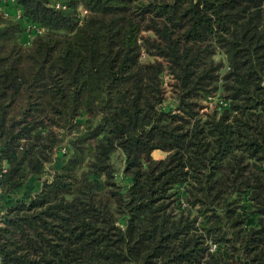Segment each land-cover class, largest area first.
I'll use <instances>...</instances> for the list:
<instances>
[{
  "label": "trees",
  "instance_id": "1",
  "mask_svg": "<svg viewBox=\"0 0 264 264\" xmlns=\"http://www.w3.org/2000/svg\"><path fill=\"white\" fill-rule=\"evenodd\" d=\"M263 163L264 0H0V264H264Z\"/></svg>",
  "mask_w": 264,
  "mask_h": 264
},
{
  "label": "rangeland",
  "instance_id": "2",
  "mask_svg": "<svg viewBox=\"0 0 264 264\" xmlns=\"http://www.w3.org/2000/svg\"><path fill=\"white\" fill-rule=\"evenodd\" d=\"M56 1H60V0H56ZM14 11H15V9H13V8L12 9L10 7L7 8V13L14 14ZM29 38H30L29 36L23 35L21 40L27 41ZM221 57L222 56L220 54L216 56L217 59L221 58ZM153 156L154 157H160L161 153L154 151ZM113 157H114V163H115L116 170L118 171L117 173L120 174L121 169H122V156H121V154L116 153ZM62 162H63V157H60V156L57 157V159L53 162L52 166L49 167V168H51L50 170H54L55 168H59L60 165L62 164Z\"/></svg>",
  "mask_w": 264,
  "mask_h": 264
},
{
  "label": "built area",
  "instance_id": "3",
  "mask_svg": "<svg viewBox=\"0 0 264 264\" xmlns=\"http://www.w3.org/2000/svg\"><path fill=\"white\" fill-rule=\"evenodd\" d=\"M52 1L56 7H59L63 2V0H60V1L52 0ZM19 15H20V11L16 10L15 16L19 17ZM262 165L264 166V163ZM2 171H4V169H2ZM212 248H214V246H212Z\"/></svg>",
  "mask_w": 264,
  "mask_h": 264
},
{
  "label": "crops",
  "instance_id": "4",
  "mask_svg": "<svg viewBox=\"0 0 264 264\" xmlns=\"http://www.w3.org/2000/svg\"><path fill=\"white\" fill-rule=\"evenodd\" d=\"M156 152H159V151H156ZM161 153V152H160ZM163 155V153H161V156ZM254 219H251V222H253Z\"/></svg>",
  "mask_w": 264,
  "mask_h": 264
}]
</instances>
